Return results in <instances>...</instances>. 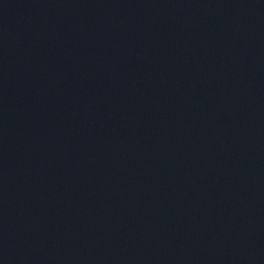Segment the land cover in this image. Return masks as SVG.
I'll return each instance as SVG.
<instances>
[{
	"label": "water",
	"instance_id": "1",
	"mask_svg": "<svg viewBox=\"0 0 264 264\" xmlns=\"http://www.w3.org/2000/svg\"><path fill=\"white\" fill-rule=\"evenodd\" d=\"M0 264H264V0H0Z\"/></svg>",
	"mask_w": 264,
	"mask_h": 264
}]
</instances>
